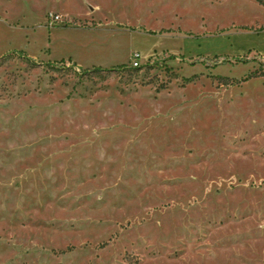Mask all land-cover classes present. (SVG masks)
I'll use <instances>...</instances> for the list:
<instances>
[{
  "label": "rangeland",
  "instance_id": "1",
  "mask_svg": "<svg viewBox=\"0 0 264 264\" xmlns=\"http://www.w3.org/2000/svg\"><path fill=\"white\" fill-rule=\"evenodd\" d=\"M0 264H264V0H0Z\"/></svg>",
  "mask_w": 264,
  "mask_h": 264
},
{
  "label": "built area",
  "instance_id": "2",
  "mask_svg": "<svg viewBox=\"0 0 264 264\" xmlns=\"http://www.w3.org/2000/svg\"><path fill=\"white\" fill-rule=\"evenodd\" d=\"M134 57H136V55H134Z\"/></svg>",
  "mask_w": 264,
  "mask_h": 264
}]
</instances>
